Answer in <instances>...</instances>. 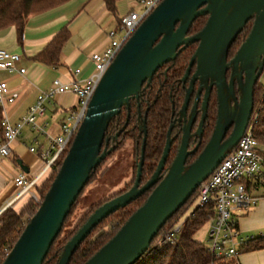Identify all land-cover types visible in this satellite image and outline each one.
<instances>
[{
  "label": "water",
  "instance_id": "water-1",
  "mask_svg": "<svg viewBox=\"0 0 264 264\" xmlns=\"http://www.w3.org/2000/svg\"><path fill=\"white\" fill-rule=\"evenodd\" d=\"M201 15H207L204 26L188 36L193 20ZM250 20L251 28L229 62L232 73L228 92L232 93L236 75L241 95L235 102L232 131L221 143L228 126L227 120L222 122L227 119V95L223 91L227 50ZM194 42L198 45L183 80L196 61L190 89L198 76L201 80L210 78L217 87L219 100L217 125L208 143L186 166L184 136L176 157L162 174L170 146V125L156 169L140 185L143 144L132 186L93 210L66 242L57 264H67L73 251L102 219L155 185L115 235L83 264H134L146 252L159 229L236 145L248 124L253 110V88L264 69V0H162L106 69L48 191L0 264H42L90 173L114 148H101L110 120L122 107L128 108L130 100L139 98L142 85L150 82L158 68L174 60L177 52ZM142 130L145 134L144 123ZM117 136L118 133L114 139Z\"/></svg>",
  "mask_w": 264,
  "mask_h": 264
},
{
  "label": "trees",
  "instance_id": "trees-1",
  "mask_svg": "<svg viewBox=\"0 0 264 264\" xmlns=\"http://www.w3.org/2000/svg\"><path fill=\"white\" fill-rule=\"evenodd\" d=\"M68 1L70 0H0V30L14 27L17 39L20 41L25 22L30 16L45 13ZM118 1L119 0H102L106 9L113 15L116 24L120 22V14L117 13ZM206 19V15L196 17L188 29L187 35L190 36L199 31L204 26ZM251 24L252 20H250L241 33L238 34L236 41H234V47H237L244 41L251 28ZM69 37L70 31L66 27L61 28L49 43L33 56V59L46 66H57L60 62L62 47ZM193 49L194 43L184 46L177 52L174 60L158 68L150 82L142 85L139 98L137 100H130L128 108L122 107L120 112L110 120L107 126L101 148L114 146L110 154L107 155L108 157L112 156L113 153L126 142L131 143L132 154L135 160L132 166L133 178L131 185L135 180L137 164L140 160L143 144L144 152L140 185L148 181L156 169V165L165 146L166 132L171 121L172 109H176L181 102V97L179 95L180 84L178 80L186 68ZM263 95L264 83L260 82L258 79L253 88L252 114L255 112L257 113L254 136L260 145H264ZM256 105L258 107H256ZM143 123L145 125V134L142 130ZM116 133H118V136L114 139ZM0 140H3L1 125ZM174 153L173 150H170L165 162L166 165L170 164L173 160ZM65 155L64 153L57 158L51 164L46 174L40 178L38 184L33 187L39 202H35L34 199L30 197L18 210L8 207L0 213V263L12 248L29 218L37 210L58 172ZM262 155L264 157V153H262ZM108 157L101 161L90 173L84 188L91 180L97 177L101 178L105 174L107 168H101ZM131 185L118 191L107 200L127 191ZM84 188L72 204L68 215L64 219L60 232L51 244L42 264H57L66 242L76 233L93 210L107 201L105 200L102 203L90 205L89 208L73 222L72 217L74 216L75 208L80 201V196ZM153 188L154 186L130 201L124 207L118 208L102 219L86 238L80 242L70 256L67 264H83L91 258L115 235L129 216L144 203ZM196 192L195 190L184 205L167 219L150 242L146 252L134 264H240L238 259L239 254L264 251V235H260L259 237L249 240L246 245L240 248L238 254L235 256L217 258L211 255L202 242L194 239V235L207 221L215 216V206L213 203H209L203 207H194ZM190 209H192V211H190ZM179 221H181V228L173 244L156 245L158 237L166 230L174 227ZM237 227L239 229L238 225Z\"/></svg>",
  "mask_w": 264,
  "mask_h": 264
},
{
  "label": "built area",
  "instance_id": "built-area-1",
  "mask_svg": "<svg viewBox=\"0 0 264 264\" xmlns=\"http://www.w3.org/2000/svg\"><path fill=\"white\" fill-rule=\"evenodd\" d=\"M161 1L135 0L138 10L131 8L120 14V22L106 33L108 39L106 46L100 51L91 53L93 70L85 79L63 82L56 78L51 82L48 90L36 96L34 102L28 106L25 114L18 120L11 122L5 117L1 119L3 140H0V160L10 155L11 143L18 138L25 127H29L38 134L45 133V125H40L38 121L45 116L46 105L52 102L55 96L72 93L77 97L75 107L59 125L60 134L50 137L46 147L38 153L45 160V167L41 174L34 178L19 174L14 178L19 188L16 199L29 194V198L39 202L31 190L50 169L51 164L62 154L67 153L85 116L89 100L106 69L127 39ZM20 59V54L0 49V71L24 74L25 69L18 67ZM79 72V69L72 71L73 74ZM14 96L9 93L7 84L0 81V106L12 103ZM256 122L257 113L255 112L251 114L236 145L227 152L215 169L196 188L194 207H203L209 203L215 206V216L207 221L209 245L206 249L217 258L235 256L240 248L252 239V237L244 238L241 235L237 227L236 213L242 208L254 207L264 198V157L260 144L254 136ZM36 143L37 141L34 140V145L28 148L29 152L36 151ZM180 228L181 221L160 235L156 245L173 244Z\"/></svg>",
  "mask_w": 264,
  "mask_h": 264
},
{
  "label": "crops",
  "instance_id": "crops-1",
  "mask_svg": "<svg viewBox=\"0 0 264 264\" xmlns=\"http://www.w3.org/2000/svg\"><path fill=\"white\" fill-rule=\"evenodd\" d=\"M115 25L113 15L106 9L102 0H70L45 13L30 16L25 22L20 41L14 27L0 30V49L20 54L18 67L25 69L24 74L0 71V81H4L9 93L15 95L12 103L0 106L1 119L5 117L11 122L18 120L25 114L36 96L48 90L56 78L63 82L85 79L93 70L91 53L106 46L108 42L106 33ZM63 27L70 31V37L62 47L59 64L54 67L35 61L33 56ZM76 69L80 72L73 74L72 71ZM71 94L57 95L46 105L45 116L38 121L40 125H45L44 134H38L25 127L11 143L10 155L0 160V213L8 207L18 210L29 199V194L15 198L19 188L14 178L19 174L30 178L41 174L45 160L38 153L46 147L50 137L59 134L60 121L54 117L58 113V107H65L66 100ZM75 102L77 103L76 96ZM74 107H70V110ZM34 140L37 141L36 151L29 152L28 148L34 145ZM260 148L264 153V145H260ZM31 193H34L33 189ZM237 214L241 216V220L243 218L247 221L254 220L257 222L254 223L256 226L264 228V198L254 207L238 210ZM240 221L237 220L239 230H243ZM194 239L200 242L195 235ZM262 252V255H257L259 253L256 251L244 253L242 262L239 263L264 264V251Z\"/></svg>",
  "mask_w": 264,
  "mask_h": 264
},
{
  "label": "flooded vegetation",
  "instance_id": "flooded-vegetation-1",
  "mask_svg": "<svg viewBox=\"0 0 264 264\" xmlns=\"http://www.w3.org/2000/svg\"><path fill=\"white\" fill-rule=\"evenodd\" d=\"M234 41H236V39ZM234 41L228 48L227 56H226V61L228 63V66L225 71L226 87L224 88L223 91L227 95V108L225 109L227 119H223L222 122L227 120L228 126L221 143H223L229 137L232 131L233 126L231 124V121H232L233 111L236 110L235 102L239 101L241 95L240 89L238 87L236 75L233 77V82L231 85L232 93L229 94L228 92L229 81L232 73V68H231L232 66L231 64H229V62L233 58V56L235 55L236 51L240 46L238 45L237 47H234ZM197 45L198 43L194 42V49L192 51V54L188 59L186 68L182 76L178 80L180 84L179 95L181 97V102L176 109H172L171 121L169 124V127L170 125H172V128L170 131V146H169L168 154L170 150H173L175 152L174 158L176 157L178 150L183 143V137L185 136L186 139L184 140L187 143V147H186L187 157L185 161L186 166L191 164L197 158V156L201 153V151L208 143L217 125L218 110H219L217 87L215 86V84L211 83L210 78L206 80H201L198 76L193 81L192 88L190 89V82L192 80L193 74L196 71V61L190 67L187 78L183 80L189 61L192 55L194 54ZM185 100H187V102L183 107ZM172 161L170 162V164L167 165L166 163L164 164V168L161 172L162 174H164L166 169L171 165Z\"/></svg>",
  "mask_w": 264,
  "mask_h": 264
},
{
  "label": "rangeland",
  "instance_id": "rangeland-1",
  "mask_svg": "<svg viewBox=\"0 0 264 264\" xmlns=\"http://www.w3.org/2000/svg\"><path fill=\"white\" fill-rule=\"evenodd\" d=\"M138 10L135 0H119L117 2V13L122 14L128 9ZM264 80V69L263 73L259 78L260 82ZM75 96L69 95L66 100L65 107H58V113L54 117L57 120L61 121L68 117L71 110L70 107L75 106ZM256 107H258L256 105ZM60 134V133H59ZM58 134V135H59ZM108 157V156H107ZM135 162L132 154L131 143L126 142L121 148L116 150L112 156L108 157L105 162L102 164V168H107L105 174L99 178L91 180L87 186L84 188L82 195L80 196V201L75 208L74 216L72 221L74 222L84 211L89 208L92 204L102 203L107 200L118 191L129 187L133 178L132 166ZM237 220H241V216L236 213ZM254 223L256 221H247L246 218H243L240 221V224L243 227V230H240L241 235L245 238H256L260 235H264V228L262 226H256ZM208 222H206L196 233V239L200 240L205 247L209 245L207 240V231H208ZM255 252V251H254ZM259 253L257 255H262V251H256ZM243 255L239 254L238 259L242 262ZM251 255V254H249Z\"/></svg>",
  "mask_w": 264,
  "mask_h": 264
}]
</instances>
